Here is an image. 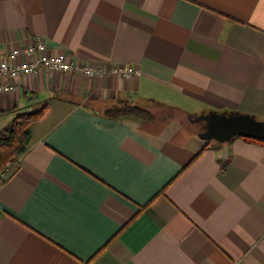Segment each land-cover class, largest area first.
Returning <instances> with one entry per match:
<instances>
[{"label": "crops", "instance_id": "1", "mask_svg": "<svg viewBox=\"0 0 264 264\" xmlns=\"http://www.w3.org/2000/svg\"><path fill=\"white\" fill-rule=\"evenodd\" d=\"M36 37L140 74L41 69L0 95V133L47 106L0 184V264H264V144L100 110L264 120V0H0V61Z\"/></svg>", "mask_w": 264, "mask_h": 264}, {"label": "built area", "instance_id": "2", "mask_svg": "<svg viewBox=\"0 0 264 264\" xmlns=\"http://www.w3.org/2000/svg\"><path fill=\"white\" fill-rule=\"evenodd\" d=\"M41 69L69 76L82 74L89 78L120 77L125 80H131L140 74L134 67L112 63L82 64L65 53L50 54L49 42L43 37H36L29 45L11 50L0 61V95L16 92V80L36 75ZM2 175L6 177L5 173Z\"/></svg>", "mask_w": 264, "mask_h": 264}, {"label": "trees", "instance_id": "3", "mask_svg": "<svg viewBox=\"0 0 264 264\" xmlns=\"http://www.w3.org/2000/svg\"><path fill=\"white\" fill-rule=\"evenodd\" d=\"M156 108L164 110L162 106L154 101H151L150 107H143L129 100H116L101 106L100 110L105 116L113 119L133 116L142 120L151 121L159 119L155 114V110H157ZM46 110L47 106H43L34 113L20 114L0 133V184H2L11 174L5 172L8 166H11V171L12 168H16L20 156L27 151L30 143V130L43 118ZM170 112H172V109ZM171 118L175 117H164L161 119ZM187 121V126L192 127L199 132L200 126L190 123L188 119ZM248 140L264 144L263 141L253 139ZM3 173H5L6 177H3Z\"/></svg>", "mask_w": 264, "mask_h": 264}, {"label": "water", "instance_id": "4", "mask_svg": "<svg viewBox=\"0 0 264 264\" xmlns=\"http://www.w3.org/2000/svg\"><path fill=\"white\" fill-rule=\"evenodd\" d=\"M190 123L200 126L198 136L205 141L225 144L235 138L264 142V120L237 111H210L200 116H188Z\"/></svg>", "mask_w": 264, "mask_h": 264}, {"label": "rangeland", "instance_id": "5", "mask_svg": "<svg viewBox=\"0 0 264 264\" xmlns=\"http://www.w3.org/2000/svg\"><path fill=\"white\" fill-rule=\"evenodd\" d=\"M157 110H155V114H156V117H158L159 119L161 118H164V117H176V118H179L180 120H182L186 125L188 124V121H187V118L185 117V114L182 113L181 111L179 110H174L172 109V112H170L171 109L167 110V109H158L156 108ZM13 170V168H12ZM5 172L8 173H11V166H8V168L5 170Z\"/></svg>", "mask_w": 264, "mask_h": 264}]
</instances>
